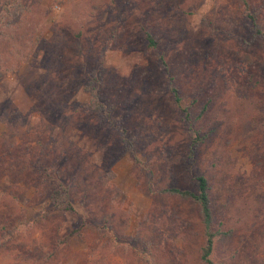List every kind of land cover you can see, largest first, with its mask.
Masks as SVG:
<instances>
[{
  "label": "rangeland",
  "instance_id": "rangeland-1",
  "mask_svg": "<svg viewBox=\"0 0 264 264\" xmlns=\"http://www.w3.org/2000/svg\"><path fill=\"white\" fill-rule=\"evenodd\" d=\"M31 3L45 43L16 69L0 68V199H11L0 216L17 204L24 217L0 240V264H202L196 206L162 191L194 190L198 174L210 180L223 233L211 264H264V41L239 0ZM96 72L114 102L105 119L37 106L89 99L83 86ZM109 123L136 134L140 162L120 150ZM189 127L201 137L193 149ZM47 129L52 152L72 143L69 160L94 188L88 204L80 199L58 219L42 218L55 213L50 179L31 166Z\"/></svg>",
  "mask_w": 264,
  "mask_h": 264
},
{
  "label": "trees",
  "instance_id": "trees-1",
  "mask_svg": "<svg viewBox=\"0 0 264 264\" xmlns=\"http://www.w3.org/2000/svg\"><path fill=\"white\" fill-rule=\"evenodd\" d=\"M239 3H241L239 6L240 12L248 20L254 34L260 35L264 41V0H239ZM34 8H36V4L31 3V0H0V68H3L4 71L14 70L21 63L34 57L42 46L40 42H42L41 44L45 43L42 41L40 33L39 35H35L39 20L33 15ZM144 40L146 47H157V41L150 32L144 33ZM48 64L49 61H47V67L54 66L51 63V66ZM168 78V89L171 92L172 100L179 109L180 119L184 120L183 116H186V109L180 104L179 88L170 76ZM83 88L85 93L89 94V99L77 100L74 101L75 103H69V105L53 103L48 100L39 103L37 106L41 110L44 108L45 111L49 106L58 107L61 111H69L70 115L82 113L84 109L98 115L101 120L108 117L114 109V102L102 95L103 82L100 73L96 72L95 75H89ZM40 96L42 95H38V98ZM20 119L21 117L19 116ZM107 130L109 133L118 134L121 142L120 150L122 152L126 151L131 154L135 164L140 162L137 157V147L135 144L136 134L128 135L126 127L121 125V123L115 127H112L109 123L105 131ZM188 133L193 149L197 146L201 137H199L196 129L190 127ZM107 134L104 132V135ZM44 135L47 139H42ZM98 136L99 134L95 135V137ZM48 138L49 130L47 129L40 135L41 140L37 143L38 148L36 149L37 158L31 166H34L39 171H43L47 179H50L49 200L51 208L55 213H46L42 218L58 219L59 212L73 211L74 204L80 199H83L88 204L93 197L94 188L90 187V189L84 186L83 176L79 172L81 166L71 163L69 160L72 152V143L68 142L67 146L69 147L65 148L63 146L52 152L51 141ZM210 185V180L207 176L198 174L195 177L194 190L176 187L162 188L163 192L189 200L196 206L199 219L203 224V240L198 255L202 264H211L209 255L212 251L214 240L223 235L222 232L220 233L215 228ZM4 201L7 202L6 204L11 203V199L4 198L2 195L0 202ZM20 211L21 209L17 204H10L9 210L6 211V219L0 216V240L5 235L14 236L17 234V226L24 222L23 214ZM40 219L41 217L39 221ZM100 220L105 226L109 225L106 217H102Z\"/></svg>",
  "mask_w": 264,
  "mask_h": 264
}]
</instances>
